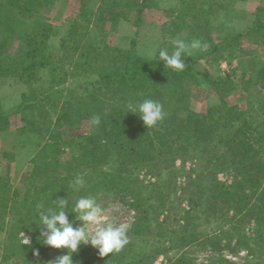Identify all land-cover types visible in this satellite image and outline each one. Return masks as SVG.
<instances>
[{
	"label": "trees",
	"instance_id": "obj_1",
	"mask_svg": "<svg viewBox=\"0 0 264 264\" xmlns=\"http://www.w3.org/2000/svg\"><path fill=\"white\" fill-rule=\"evenodd\" d=\"M48 1L0 0V72L16 68L30 87L12 112H4L0 106V134L17 114L25 122L23 129L46 140L33 159V176L42 182L41 163L45 167H58L62 150L74 148L81 152H74L73 159L66 165L71 168L80 161L75 171L44 182L50 188L46 200L51 203L52 197H68L67 192L70 201L80 196L100 200L103 197L98 194L104 190L136 212L135 221L128 229L129 244L121 252L100 257L90 244L82 245L83 248L73 254L75 264H149L159 255L168 258L170 248L166 241L169 239L181 246L197 242L193 221L209 211L216 218L228 221V225L211 233V242L220 233L227 238L237 234L245 243L247 236L240 232V227L246 217L253 216L256 227L251 240L264 250V136L256 133L264 125L261 117L255 116L251 108L231 104L225 93L217 105L209 107L210 113L203 116L194 114L185 103L190 88L229 85L231 75L215 76L208 70L197 71L196 64L209 53L211 57L214 54L217 57L218 53L222 56V52L234 48L242 39L263 33L264 7L258 8L253 26L246 32L234 33L215 43L211 41L201 55L187 57L185 70L176 73L165 68L158 59L141 56L135 50L136 40L131 48L109 43L106 28L110 22H115L112 26L115 28L119 19L127 18L129 8L136 10L137 24H140L144 10L152 6L153 0H102L96 8L82 5L77 19L69 25V34L62 40L64 45L59 54L47 48L46 37L52 25L41 13V7ZM212 7L211 12L215 11ZM183 9H175L177 15L172 23L180 20ZM17 44L15 56L8 58ZM42 69L50 74L51 83L37 89ZM255 76L264 85L263 59ZM146 98L159 101L165 112L164 119L152 128H147L138 114L127 113L129 102ZM94 116L100 117L99 125L91 124ZM77 123L87 124L88 131L81 137L65 139L66 126ZM177 159H190L196 165L191 170L181 171L187 180L180 187L188 207L176 212V227L160 219L153 227L152 214H160L161 209L168 216L173 213L165 208L167 201L171 204L172 194L177 193L173 187L181 176ZM141 169L156 177V181L145 183L139 175ZM230 170L234 172L232 182L220 180L219 173ZM78 175L87 183L84 189L73 194L68 186ZM42 188L38 187V195L45 194L47 187ZM5 194V190H0L3 200L10 201L11 196ZM7 207L8 203L0 204V216L4 219ZM77 216L69 213L74 226ZM167 261L168 264H193L184 253Z\"/></svg>",
	"mask_w": 264,
	"mask_h": 264
},
{
	"label": "rangeland",
	"instance_id": "obj_2",
	"mask_svg": "<svg viewBox=\"0 0 264 264\" xmlns=\"http://www.w3.org/2000/svg\"><path fill=\"white\" fill-rule=\"evenodd\" d=\"M101 1L49 0L44 4L41 7V13L47 17V22L52 25L51 31L46 37L47 48L49 47L54 53H61V47L64 45L62 40L68 36L69 25L77 19L80 7L86 4L88 7L96 8ZM151 5L144 10L140 24H137L136 10L129 8L127 18L119 19L118 25H114L115 28H112L115 22H110L106 28L109 43L122 48H131L133 41L136 40L135 50L141 56L149 59H157V54L154 53L159 48H167L171 52L172 41L177 38L183 39L187 43L200 40L202 44H207L209 47L211 41L214 43L221 41L226 36L246 32L252 27L258 8L264 7V0H153ZM181 7L185 11L180 20L174 24L172 21L176 19L175 16L177 15L175 9ZM211 7L215 11L211 12ZM78 20L85 21L81 17H78ZM94 33L97 32L94 31ZM236 44L234 48L222 52V56L218 53L217 57H215L216 54L211 57V53H209L201 57L196 64L197 71L208 70L215 76L231 75L229 85L213 88H206L204 85L200 88H190L185 103L189 109L193 110L194 114L203 116L210 113H208L209 107L212 108L217 105L220 96L225 93L224 95H228L227 101H230L231 104L237 103L246 109L251 108L254 115L260 116L264 124V113L261 110L262 105H264V85L255 78L258 67L262 59L264 60V32L253 38L242 39ZM17 46L18 44L13 46L7 55L8 58L11 59L15 56L13 53ZM203 52L205 51H194L192 57L201 55ZM69 62L70 60L66 61V63ZM68 66L71 67V63ZM40 73L42 76L41 80L36 83L37 89L48 87L51 83L50 74L46 70L42 69ZM73 81L71 79L69 82L72 83ZM29 90V85L21 79L16 68H6L0 72V106L4 112H12L22 101L23 94ZM24 125L22 116L14 114L9 127L0 134V177L2 178L0 190H5V195L11 196V200L5 202L3 196L0 195V204L8 203L5 219L3 215L0 216V226L2 227L0 229V264H50L66 250L41 246L36 240L39 234L38 230H35V225L28 221L36 222V216L32 214L36 213L37 205L42 203L46 207L52 206L50 200H46L50 188L45 183L51 182L56 176L64 177L65 174L75 171L76 167L80 165V161L71 168L69 166L67 168L66 165H68L69 160L73 159L74 152L79 154L81 152L78 149L74 150V148L62 150L60 158L64 160L61 159V166L58 164V167H45L41 163L43 171L40 172V179H43L44 183L33 176L35 173L33 159L37 156L40 146L46 143V140L42 141L41 138L23 129ZM66 128L63 137L69 139L83 136L88 131L89 126L77 123L67 125ZM256 133L264 136V125L258 128ZM262 146L264 155V144ZM54 154L50 153V155ZM176 165L180 172L178 175H181L173 184L177 193L172 194L171 204L167 201V206L164 207L165 211H172L173 213L168 216V213L162 209L159 210L160 214L158 215L151 213L153 221L150 223L153 227L156 226L158 219L165 224L169 222L173 227H176V212H181V207H188L186 196L182 197L180 187V185L184 186L187 180L181 171L191 170L196 165L190 159L186 161L177 159ZM107 167L108 164H105L104 168ZM232 171L220 172V180L232 182L234 176ZM139 175L147 184L156 181V177L149 174L145 169H141ZM40 186L47 187L43 196L37 194V189ZM100 196L103 198L95 200L105 209L110 220L126 223L128 229H131L136 218L134 208L124 204L119 197L112 193L105 194L104 190L99 192L98 197ZM213 216L214 214L211 215V211H209L202 218L194 219L193 223L197 229L198 240L190 245L181 246L178 244V246L175 241L171 242L167 238V234L166 244L170 248L167 254L168 258H175L184 253L193 264H264V250L251 240V237L255 235L254 228L256 227L253 216L246 217V222L240 227V232L247 236L245 243L240 241L237 234L227 238L220 233L219 237L211 242V233L219 231L224 225H228L226 219ZM75 221H77L75 227H80L84 223L78 216ZM94 228L95 226H89L88 230L91 231ZM22 231L27 237H30L31 246L23 245ZM156 231L158 232V230ZM159 232L161 233L162 230ZM220 237L222 239H219ZM13 243L15 244L10 246ZM82 248L80 247V249ZM35 249H39L38 256L34 254ZM168 258L159 255L149 264H168ZM221 259H227L229 262L223 263Z\"/></svg>",
	"mask_w": 264,
	"mask_h": 264
},
{
	"label": "clouds",
	"instance_id": "obj_3",
	"mask_svg": "<svg viewBox=\"0 0 264 264\" xmlns=\"http://www.w3.org/2000/svg\"><path fill=\"white\" fill-rule=\"evenodd\" d=\"M207 44H202L200 40H193L191 43L183 39L172 41V51L167 48L155 50L158 61L164 63V67L179 73L185 70L186 58L191 57L194 51H206ZM127 113L138 114L143 124L147 128L155 127L165 117L163 105L153 99H143L140 102L127 104ZM92 125L100 124V117L94 116ZM83 176H76L69 184V189L73 194L80 192L86 186ZM68 197H52V206L46 207L44 204L37 205L35 230H38L36 237L41 246L52 249H66V253L59 255L50 264H75L73 254L78 253L82 245H89L94 248L100 257H107L109 254L121 252L129 244L128 225L110 220L95 199L88 196H80L74 201ZM70 209V210H69ZM69 213L77 214L83 221L80 227L74 226V221L69 219ZM32 224V225H33ZM89 226H95L89 231ZM24 237L23 245L31 246L32 241L22 231ZM35 255H39V249L34 250Z\"/></svg>",
	"mask_w": 264,
	"mask_h": 264
}]
</instances>
